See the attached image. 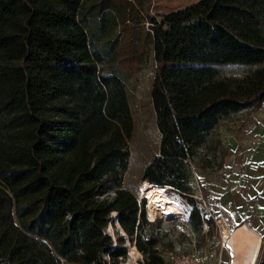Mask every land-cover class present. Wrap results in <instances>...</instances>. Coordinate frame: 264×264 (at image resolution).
<instances>
[{
  "label": "trees",
  "instance_id": "1",
  "mask_svg": "<svg viewBox=\"0 0 264 264\" xmlns=\"http://www.w3.org/2000/svg\"><path fill=\"white\" fill-rule=\"evenodd\" d=\"M84 2L0 0V227L12 202L21 229L0 228V264H54L46 243L59 264H123L128 240L141 264H167L164 220L124 186L129 76L102 69ZM151 20L161 140L140 183L163 189L204 243L217 227L191 164L223 121L264 111V0H199ZM229 66L246 74L222 76ZM115 221L126 237L107 234Z\"/></svg>",
  "mask_w": 264,
  "mask_h": 264
},
{
  "label": "rangeland",
  "instance_id": "2",
  "mask_svg": "<svg viewBox=\"0 0 264 264\" xmlns=\"http://www.w3.org/2000/svg\"><path fill=\"white\" fill-rule=\"evenodd\" d=\"M199 0H85L84 10L89 13L88 35L92 48L99 51L104 64L102 69L110 71L116 69L129 76L126 81L128 102L134 120V133L130 141V162L125 175L124 186L133 193L143 197L140 177L146 165L157 155L161 136L157 128L156 114L152 103V86L155 78L156 64L151 36V18L165 22L169 16L192 5ZM246 71L240 67L229 66L222 69V76L241 78ZM264 121V111L256 113H240L223 121L213 132L208 143L204 145L191 164V181L197 186L198 171H216L221 167V159L231 151L233 139H240L249 134V127L256 120ZM262 124V123H261ZM203 167L205 168L203 170ZM197 195L202 192L196 188ZM207 209L216 218L206 196L202 194ZM172 200V199H170ZM148 216L153 220L160 217L164 220L163 230L167 234L159 247L161 255L167 264L169 255H191L196 264H237L239 254L229 236V229L224 238L223 228L226 223L222 219L223 227H217V235L201 243L196 234L186 225L180 207V216H164L154 211L151 217L150 202L146 198ZM173 201V200H172ZM203 206V204H202ZM204 207V206H203ZM9 218L0 227L9 234L21 232L15 216L14 204L8 202L4 207ZM208 213V212H207ZM209 215V213H208ZM210 216V215H209ZM216 225V224H215ZM227 228V227H226ZM107 234L113 239L119 229L109 224ZM120 234V232H119ZM226 241V246L224 242ZM131 243L126 244L128 258L123 264H141L144 259L140 253L133 252ZM48 254L59 264L52 247L46 243ZM135 253V254H134Z\"/></svg>",
  "mask_w": 264,
  "mask_h": 264
},
{
  "label": "crops",
  "instance_id": "3",
  "mask_svg": "<svg viewBox=\"0 0 264 264\" xmlns=\"http://www.w3.org/2000/svg\"><path fill=\"white\" fill-rule=\"evenodd\" d=\"M240 140L233 139L231 151L216 171L197 172L195 188L204 187L211 209L222 217L229 234L246 225L263 239L264 121L256 120Z\"/></svg>",
  "mask_w": 264,
  "mask_h": 264
},
{
  "label": "bare ground",
  "instance_id": "4",
  "mask_svg": "<svg viewBox=\"0 0 264 264\" xmlns=\"http://www.w3.org/2000/svg\"><path fill=\"white\" fill-rule=\"evenodd\" d=\"M141 188L143 190V197L149 199L151 217H154V211H157L162 215L169 217L180 216L177 209L163 194V189L148 184L143 185ZM116 225L121 234H124L123 231H121V227L119 226L118 222L116 223ZM227 233V228L224 227V238L228 236ZM229 236H231V240L236 251L242 252L241 254H239L237 264H255L258 252L260 250L261 238L246 225H242L238 229L236 228V231L230 233ZM130 248L133 252L139 253L135 246L132 245L130 246Z\"/></svg>",
  "mask_w": 264,
  "mask_h": 264
},
{
  "label": "built area",
  "instance_id": "5",
  "mask_svg": "<svg viewBox=\"0 0 264 264\" xmlns=\"http://www.w3.org/2000/svg\"><path fill=\"white\" fill-rule=\"evenodd\" d=\"M197 199L203 204L206 211L209 213L210 217L213 219L216 226L221 227L223 225L222 219L216 218L206 207V201L201 193L198 194ZM223 227V226H222ZM169 261L171 264H196V261L193 256L191 255H176L170 254ZM255 264H264V238L261 239L260 250L257 255L256 263Z\"/></svg>",
  "mask_w": 264,
  "mask_h": 264
},
{
  "label": "water",
  "instance_id": "6",
  "mask_svg": "<svg viewBox=\"0 0 264 264\" xmlns=\"http://www.w3.org/2000/svg\"><path fill=\"white\" fill-rule=\"evenodd\" d=\"M145 198V197H144ZM120 226V225H119ZM121 231H123L122 229H121ZM121 233V232H120ZM123 233H124V231H123ZM122 235H124V237H126V234L124 233V234H122ZM128 243H130L129 242V240H128Z\"/></svg>",
  "mask_w": 264,
  "mask_h": 264
}]
</instances>
